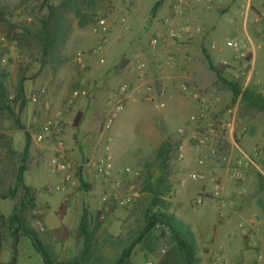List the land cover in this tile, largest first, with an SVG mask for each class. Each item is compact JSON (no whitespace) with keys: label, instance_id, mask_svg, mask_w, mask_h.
<instances>
[{"label":"rangeland","instance_id":"374dc122","mask_svg":"<svg viewBox=\"0 0 264 264\" xmlns=\"http://www.w3.org/2000/svg\"><path fill=\"white\" fill-rule=\"evenodd\" d=\"M59 1L51 0V3L57 5ZM40 2L0 0V6L7 7L5 19L11 23L0 20V75H4L2 79L13 111L11 114L6 109L0 110V218L4 220L19 210L23 185L30 187L34 206L26 212V222L54 253L55 264H67L82 250L83 238L78 237L77 231L84 211L93 232L88 264H112L145 226L143 214L152 196L147 187L148 183L154 185L155 181L149 179L150 174L159 175L161 163L157 152L167 143L169 150L164 177L170 188L161 197L168 207L161 210L189 227L196 240L199 264H264V214L256 203L257 182L252 169L247 168L244 181L232 180L222 167H217L214 160L207 157L205 151L195 149L193 140L207 117H222L227 109L232 108L239 119L232 139L239 143V147L240 143L248 142L246 153L255 146L264 147V111L248 107L239 98L233 101L231 93L215 73L209 72L202 53V46L206 45L213 58L218 60L217 68L222 76L230 79L232 72L240 71V64L233 58L234 52L226 46V41L234 39L260 45L255 53L261 52V55L257 53L249 69L251 78L247 85L257 91L259 84L264 83V0H231L227 9L222 0L217 6L205 9L211 15L208 23H217L215 37H210L212 31L206 30L201 19L190 20L188 14L196 8H204L205 4L196 7L183 16L185 20L175 23L186 22L200 27L201 31L174 40L166 39L167 28L164 26V20L171 18L174 0H87L83 9L91 16L89 23L79 27L77 18L68 14L70 32L56 54L57 61L48 58L43 65H40L39 49L32 42L19 41L17 36L18 27L25 21L37 20L41 15L38 10ZM157 2H160L158 6ZM97 17L105 18L109 26L104 36L93 33ZM255 17H259V22H255ZM243 18L246 19V33L242 31ZM157 34L160 42L152 50L148 43ZM99 45L102 46L101 54H93ZM173 46H179L185 52L172 50ZM168 54L175 60L193 57L197 63L195 69L189 66L178 68V72H184L187 77L191 73L196 83L189 78L171 83L181 102L188 101L189 107L181 111L173 109L184 103H173L165 98L167 89L162 77L172 59ZM137 56L146 65L142 72L134 68ZM246 62L250 64L251 57H247ZM163 64L166 67L161 68ZM26 68L31 69L27 70L26 77L29 96L41 87L45 88V94L36 103L20 109L19 101L13 102V99L20 72ZM134 83L151 86L149 95L153 99L148 100L149 95L143 90H128L124 108L116 112L109 130H104V122L115 111V104L120 99L117 96L120 87L127 84L130 89ZM183 83L186 91L181 90ZM194 90L210 98L203 111L191 96ZM27 111H32L29 118ZM193 116H196L195 120H192ZM16 118L30 135L22 185L16 178L25 137L15 123ZM50 118L61 122V138L78 182L64 191L56 189L60 176L50 171L54 141L36 143L32 138L42 123ZM242 127H245L244 132H241ZM179 128L184 130L182 135L177 132ZM107 138L112 145L111 180L100 178V187L90 184L88 190L81 188L78 171L87 183L84 180L85 164L100 156ZM225 141L223 150L239 155L233 141L227 147ZM180 144L183 159L178 158ZM81 145H89L93 155L89 157L86 150L80 151ZM8 146L15 154L8 153ZM254 167L264 175V159H258ZM127 170L131 174L122 177L121 172ZM209 172L217 176L222 185L219 196L214 199L211 184L190 178V174ZM116 181H119L121 192L132 185L134 196L127 205L105 206L101 198ZM199 194L204 195V202L195 210L193 203ZM144 242L151 249H144L143 243L136 245L130 254L132 264L148 261L160 264L174 247L163 227L152 229ZM12 244L8 225L1 221L0 264H43L27 236H19L14 248ZM241 255L243 258L238 260Z\"/></svg>","mask_w":264,"mask_h":264},{"label":"trees","instance_id":"16d2710c","mask_svg":"<svg viewBox=\"0 0 264 264\" xmlns=\"http://www.w3.org/2000/svg\"><path fill=\"white\" fill-rule=\"evenodd\" d=\"M87 0H60L57 5L51 3V0H41L38 7L41 15L35 21L24 22V25L18 27L19 41L30 43L32 42L41 53L40 65L45 64L46 60L51 58L52 62L57 61V53L61 48V45L65 41V38L70 32L68 23V14H72L77 18V24L79 27H83L89 23L91 16L83 9ZM160 2H157L158 6ZM7 7L0 6V20L11 24L7 21ZM202 53L207 61L209 69L215 73L217 79L222 82L226 89L231 93L232 100L237 98L248 107L256 109L258 111H264V96L260 94L252 86H246L242 88V82L234 80L232 78H225L222 76L221 71L213 65L211 57L207 50L202 46ZM40 67H38L39 69ZM30 69V68H29ZM24 69L20 72L16 94L13 102L19 101L20 109L24 108L26 104H30L29 99V87L26 84L27 70ZM31 70V69H30ZM4 75H0V110L6 109L11 114L13 111L8 99V90L2 79ZM15 123L24 132V148L21 153V165L17 173V183L23 184V173L26 170L25 162L29 154L30 135L26 131L24 125L20 123L18 118L15 119ZM1 137V135H0ZM164 149H160L157 152V159L160 160L159 175L154 177V174H150L149 179H155L154 185L148 183V190L152 193L147 210L143 214L145 226L142 231L137 235L136 239L131 242L122 254L113 261L112 264H132L130 261V254L133 248L138 244H144L143 248L150 250L151 247L146 244L145 239L150 234V231L156 224L163 227V230L168 235L171 243L173 244L172 251L161 261L160 264H199L200 260L197 256V245L193 233L189 227L180 219H177L174 215L169 214L161 209L168 207L167 203L162 201L161 197L165 192L169 191V186L166 185L167 180L165 175V168L167 163V151L169 150L168 144H164ZM8 153L15 154V151L10 146L7 147ZM252 173L257 182V194L256 203L262 213L264 214V175L255 170L254 166H250ZM80 187L86 190L89 186L84 183L81 171L77 174ZM150 182V180H149ZM24 195L21 197L19 210L13 212L6 219L0 218V222L4 221L8 225V229L11 237L13 238L12 248L15 247V241L21 235H25L31 242L33 248L39 253L42 258L43 264H55L56 256L39 238L36 231L31 228L25 218L27 211L31 210L34 206V199L31 195V188L24 186ZM160 206V207H159ZM155 207H159L154 209ZM90 221L87 213L84 211L81 215L78 225L77 235L83 238V248L80 253L73 257L67 264H88L89 254L92 241V229L90 228ZM11 264V263H10Z\"/></svg>","mask_w":264,"mask_h":264},{"label":"built area","instance_id":"2783aa9c","mask_svg":"<svg viewBox=\"0 0 264 264\" xmlns=\"http://www.w3.org/2000/svg\"><path fill=\"white\" fill-rule=\"evenodd\" d=\"M222 0H174L171 9L172 15L170 19L164 20V26L167 28V40H174L180 38L183 35H192L194 33H199L201 31L200 27H193L188 23H175L176 19L183 17L187 12L192 9L203 6L204 9H211L213 5H218ZM249 4L247 3V8ZM124 21V18L120 19ZM255 22H259V17H255ZM177 24L176 28H174ZM108 24L105 18L97 17L94 19L93 23V33L104 36L108 31ZM165 40V39H164ZM250 41V40H249ZM159 34L151 38L148 46L150 49L155 50L159 44ZM226 46L229 47L233 52V58L240 64V71L232 72L231 78L234 80H239L242 82V88H245L251 78V72L249 71L251 63H247V57H251L257 49H260V45H253L251 42L248 44L243 43L240 40H227ZM215 47V45H212ZM93 54L99 55L102 52V46H97L93 51ZM168 63V62H167ZM146 65L143 59L138 56L134 59V68L137 71H144ZM166 67V64H163L161 68ZM151 86L144 85L143 83H134L130 89L127 84H124L120 87L119 93L117 96H120V99L115 104V111L111 112L104 122V130H109L113 119L116 116V112L121 111L126 102H127V91L139 92L143 90L149 95L151 93ZM181 90L186 91V84H181ZM257 91L260 94H264V83L259 84ZM45 94V88L41 87L36 92H33L29 99L31 103H36L40 96ZM74 96L77 95L76 92L73 93ZM192 98L196 101L197 107L203 111V108L210 103V98L207 94L194 90L191 93ZM148 100H152L153 97L149 95ZM160 106H164L163 103H160ZM47 107V105H46ZM202 116V115H200ZM198 118L199 117L198 115ZM196 116L192 117V120H195ZM197 122V121H196ZM239 124V119L236 116L234 109L229 108L225 111L224 116L211 115L204 120V126L198 131V133L193 137L194 146L197 150H202L206 152L207 157H210L214 160L217 167H222L230 179L235 181H244L247 175V168L250 166H256V161L258 159H264V147L255 146L251 149L249 153L243 152L238 148L236 141H233V146L238 150L239 155L233 153V151L226 152L223 150V141L226 138L227 133H235V129ZM63 128L61 122L57 118H50L45 120L39 128V131L33 135V140L36 143H42L46 141H54L53 147V157L50 161V171L53 174L60 176V182L56 189L64 191L66 188L73 187L77 185V178L73 174V164L68 160L66 155L64 142L61 138ZM245 131V127L241 128V132ZM179 134H183L184 130L179 128L177 129ZM111 141L110 138H107L106 142L103 144L101 149V154L96 159H90L85 166L88 167L92 172L98 177L105 181H110L113 176V162L111 154ZM178 158H184L183 146L180 144L178 146ZM131 174L130 171H122L121 176L127 177ZM190 178L195 181H202L205 183L211 184V196L217 198L219 193L222 190V185L218 181L217 176L212 172L207 174L205 173H194L190 174ZM133 186H129L123 192L120 191L119 181L113 182L110 185V189L107 193L103 194L101 200L105 206L108 205H118L124 206L127 205L132 197ZM204 202V195L199 194L193 203L194 209H198L200 205ZM162 228L161 225L156 224L153 229L157 230ZM261 258V256H259ZM144 264H152L151 262H145Z\"/></svg>","mask_w":264,"mask_h":264},{"label":"crops","instance_id":"0c3cea01","mask_svg":"<svg viewBox=\"0 0 264 264\" xmlns=\"http://www.w3.org/2000/svg\"><path fill=\"white\" fill-rule=\"evenodd\" d=\"M230 4H231V0H223V5H224L225 9H227L230 6ZM245 15H247V14H245ZM188 16H189L190 20L201 19L202 23H204V26L206 25V28H207L206 30L212 31V34H210L211 35L210 37H215L216 36L215 32H216V28H217V23L216 22L211 23V24L208 23V21L211 18V15H209L204 8H202V7L201 8H196V10L192 11L190 14H188ZM180 19L181 20H183V19L185 20V17L178 18V19H176V21H180ZM241 23H242V31L246 33V19L243 18V21ZM237 29H239V26L237 27ZM203 47L207 50V52L209 53V55L211 57L213 65L217 68V61L218 60H216V58H213L212 53L209 51V49L206 47V45L203 46ZM173 49L176 50V51H181L182 50L183 52H185V50L183 48L180 49L179 46H173L172 50ZM257 53L261 55V52L260 53L257 52ZM257 53L254 52V54L251 56V65L254 64V62H255L254 60H255L256 56L258 55ZM168 55H170V54H168ZM170 56L172 58L170 60V66H169L168 70L166 71V74L162 77V83L165 86V88L167 89V93H165L166 94L165 98L167 97V99H171L173 103L174 102H177L179 104L180 103H184V105H182L181 107H178L177 109L176 108L173 109V110H176V111H181L182 109H187V107H189L188 101L186 100L185 102L184 101L181 102L182 100H180V97L178 96L177 92L172 88L171 83H172L173 80L176 81V80H179L181 78H189L194 83H196V81L194 80V77L191 76V73H190V76L187 77L184 74V72H181V71L178 72V68L180 66H185L186 68L189 66L190 69L191 68L195 69L197 67V63L195 62L196 60H193V57H191L189 59L188 58L187 59L186 58L185 59L181 58L180 60H177V59L175 60V59H173L172 55H170ZM198 61H200V59L197 57V62ZM205 64H206V67L208 68L209 72H212L209 69V67H208L206 59H205ZM201 65H204L202 61H201ZM163 94H164V91H162L161 96H163ZM31 112L32 111H27V113H26L27 118H29V116L31 117ZM232 135L233 134L231 132L227 134V136L225 138L226 139L225 147L230 146L229 145L230 142L232 143V141H234L232 139ZM236 143H237L238 148L240 150H242L244 152L247 150L248 142L244 141V142L240 143V147H239V143L238 142H236ZM79 149L82 152L86 150L89 157H91L93 155V152H92V150H91L89 145H87V146H82L81 145L79 147ZM188 165H190V164H188ZM84 178H85L84 180H85V182H87L86 184L88 186H90V184H91L92 187L93 186L94 187L95 186L100 187L102 185L100 178H98L96 175H94L92 170H90L87 167H86V170L84 171ZM54 233H57V232H54ZM29 242H30V240H29ZM242 258H243V255L239 256L238 260H241Z\"/></svg>","mask_w":264,"mask_h":264}]
</instances>
